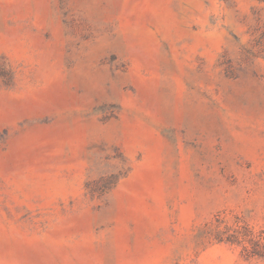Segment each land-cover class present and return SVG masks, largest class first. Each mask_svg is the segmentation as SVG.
I'll return each instance as SVG.
<instances>
[{"label": "rangeland", "instance_id": "1", "mask_svg": "<svg viewBox=\"0 0 264 264\" xmlns=\"http://www.w3.org/2000/svg\"><path fill=\"white\" fill-rule=\"evenodd\" d=\"M0 264H264V0H0Z\"/></svg>", "mask_w": 264, "mask_h": 264}]
</instances>
